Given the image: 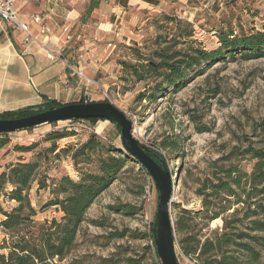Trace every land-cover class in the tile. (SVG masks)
I'll return each instance as SVG.
<instances>
[{"label": "rangeland", "instance_id": "1", "mask_svg": "<svg viewBox=\"0 0 264 264\" xmlns=\"http://www.w3.org/2000/svg\"><path fill=\"white\" fill-rule=\"evenodd\" d=\"M60 1L64 8H70L71 0ZM76 1L84 9L82 23L71 30L80 36L79 42L73 41L79 46L82 45V36L91 33L94 21L89 23L88 19L95 12L86 17L88 0ZM155 2L157 4L152 8L126 11L121 24L117 25L122 28L121 38L102 36V61L96 63L102 66V70H97L92 77L83 71L79 73L102 86L101 90L93 84L92 87L98 88L90 91V96L83 100L88 103L109 102L125 113L133 123L132 134L140 145L150 148L163 140L173 143V147L160 152L172 176L169 213L174 228L182 209L192 213L201 210L203 198L198 192L208 193L209 190L204 189L217 182L215 177L226 181V171L234 168L249 174L254 163L250 159L253 151H264V132L259 128L264 119V58L244 60L236 55L232 58L227 56L224 61L202 64L184 88L177 93L166 92L154 104L136 99L152 81L137 82L123 71L119 63H135L133 55L136 49L149 55L158 47L155 41H160L162 47H169L172 37H178L177 33L185 29L184 22L193 25V38L207 51L219 46L215 32L220 28L231 29L237 35L264 32V0H184V5L178 0ZM181 6L196 8L192 18H189L192 12L183 15ZM165 17L178 18L181 23L178 26L166 23ZM65 26L69 27V24L57 23V31H61L63 40ZM84 31L88 32L81 34ZM162 41L167 42L163 44ZM81 64L84 68L92 67V70L96 67L89 59H82ZM92 132L103 142L123 150L120 138L114 137L115 132L106 121H98L94 125L87 121H60L7 136L6 146L0 150V173L10 164L37 161L40 164L37 179H47L46 185L51 186L38 189L37 181L31 184L29 199L37 212L35 220L59 219L62 216L54 207L46 206L53 199L52 182L63 176L73 181L79 179L70 154L62 152V149L78 147ZM56 133L66 137L47 140L49 134ZM19 147L32 149L20 152L17 150ZM78 167L85 170L92 166L82 163ZM157 202V189L152 179L140 165L130 163L87 210L75 246L66 260H75L78 264H115L130 257L139 260L140 264H155L147 235L156 214ZM14 205V202L6 201L3 207L9 210ZM119 205L131 207L133 214L112 210ZM231 211L223 217L230 216ZM193 225V231L202 239L207 233L205 221L195 217ZM222 225L223 220L219 218L210 222L208 228L220 230ZM243 228L244 225H240L239 231ZM120 233L124 236L117 238ZM179 237L175 232L178 264H202L196 258L181 256ZM261 262H264V252Z\"/></svg>", "mask_w": 264, "mask_h": 264}, {"label": "trees", "instance_id": "2", "mask_svg": "<svg viewBox=\"0 0 264 264\" xmlns=\"http://www.w3.org/2000/svg\"><path fill=\"white\" fill-rule=\"evenodd\" d=\"M93 1L90 0L88 13L93 9ZM165 21L175 26L181 23L175 17H165ZM183 25L185 29L177 33L178 37H172L169 47H162L160 41H155L158 47L149 55H145L140 49L132 50L135 63H119L123 71L137 82L152 81L150 86L137 95L138 101L154 104L166 92H179L196 76V70L202 64L224 61L227 56L232 58L236 55L244 60L264 58V32L237 35L231 29L220 28L215 32L219 46L207 51L201 42L193 38V25L189 22H184ZM162 42L166 44L167 41ZM178 45L181 47L174 50ZM61 106L63 105L54 101H47L37 107L3 112L0 119L23 118L35 114L38 107L51 110ZM81 121L94 125L105 120L72 122ZM109 123L115 132L114 137L120 138L119 127L113 122ZM259 128L264 132V119ZM8 135L9 133H0V150L6 146ZM64 137L66 135L60 133L49 134L47 140ZM170 147H173V143L168 140L150 148L142 146L165 164V157L160 150H168ZM31 149L32 147H19L17 150L23 152ZM62 152L70 154L79 179L73 181L63 176L57 182H52L53 199L46 206L57 208V212L62 213L59 219L35 220L37 212L29 199L31 184L37 181L38 189L51 188L46 185L47 179H37L40 174L39 162L10 164L0 173V264H78L75 260L66 259L75 246L87 210L130 163L140 165L124 149L119 150L103 142L94 132L78 147L67 146ZM94 155L97 157L93 158ZM250 159L254 163L249 174L234 168L226 171V181L215 177L217 182L204 189L209 190L208 193L198 192L203 198L200 211H180L174 222V233L180 235L178 245L181 256L196 258L202 264H264L261 262V254L264 252V151H253ZM82 163L92 167L81 170L78 166ZM141 169L150 178L142 166ZM6 201L14 202L15 205L5 210L3 204ZM234 206L236 208L233 209ZM112 210L133 214V209L126 205L112 207ZM230 210V216L223 217ZM195 217H201L207 227V233L202 239L193 231ZM219 218L223 220L222 228L209 229L208 224ZM240 225H244L242 231H239ZM116 236L122 238L124 233ZM147 236L151 242L155 264H161L154 244L153 221ZM115 264H140V261L127 257Z\"/></svg>", "mask_w": 264, "mask_h": 264}, {"label": "crops", "instance_id": "3", "mask_svg": "<svg viewBox=\"0 0 264 264\" xmlns=\"http://www.w3.org/2000/svg\"><path fill=\"white\" fill-rule=\"evenodd\" d=\"M155 1L94 0L92 11L95 14L88 19L89 23L94 21V26L89 36L84 35L88 31L81 32L84 35L82 45L77 46L74 43L79 42L80 36L71 30L82 23L83 5L71 0L70 8L66 9L60 0H18L13 9L35 39H26L25 32L0 19V114L37 107L47 101L62 105L77 103L89 97L94 88L102 90V86L86 77L102 70L100 64L96 65L102 61V36L121 38L122 28L117 25L121 24L126 11L152 8ZM178 1L184 5V0ZM89 6L90 0L87 9ZM87 9L86 17L92 12L88 13ZM181 10H184L183 15L192 12L189 13L192 18L196 8L181 6ZM57 23L69 24L64 28L70 41H65L64 32L63 40L61 31H57ZM50 55L52 59L48 58ZM82 59L91 60L96 67L93 70L92 67L84 68ZM80 71L86 76H80ZM93 84L98 87H92ZM83 101L87 103V100Z\"/></svg>", "mask_w": 264, "mask_h": 264}, {"label": "water", "instance_id": "4", "mask_svg": "<svg viewBox=\"0 0 264 264\" xmlns=\"http://www.w3.org/2000/svg\"><path fill=\"white\" fill-rule=\"evenodd\" d=\"M27 117L0 119V133L30 130L60 121L98 119L115 123L120 129L123 149L131 155L149 174L158 194L154 224V244L161 264H178L174 248V228L169 213L172 203V176L165 162L155 158L142 148L132 134V121L125 113L109 102L70 103L51 110L42 107ZM58 211L57 208H55Z\"/></svg>", "mask_w": 264, "mask_h": 264}, {"label": "built area", "instance_id": "5", "mask_svg": "<svg viewBox=\"0 0 264 264\" xmlns=\"http://www.w3.org/2000/svg\"><path fill=\"white\" fill-rule=\"evenodd\" d=\"M18 0H0V19L10 26L17 27L23 32L27 34L28 40H34L35 38L27 31V26L20 23L18 19L17 12L13 9V5L17 2ZM44 31L48 32V29H45ZM43 31V32H44ZM63 32L66 33L65 35V41H70V36L67 35V29L64 28ZM48 58L52 59L53 57L50 55ZM80 76L81 73H78Z\"/></svg>", "mask_w": 264, "mask_h": 264}]
</instances>
